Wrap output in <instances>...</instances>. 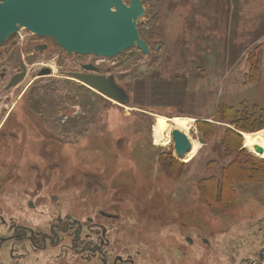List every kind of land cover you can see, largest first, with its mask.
Instances as JSON below:
<instances>
[{
    "label": "rangeland",
    "instance_id": "obj_1",
    "mask_svg": "<svg viewBox=\"0 0 264 264\" xmlns=\"http://www.w3.org/2000/svg\"><path fill=\"white\" fill-rule=\"evenodd\" d=\"M142 2L146 13L138 27L150 56L132 49L113 60L89 57L105 73L113 69L129 96L128 105L60 79L55 63L56 78L35 80L33 69L27 67L26 80L4 91L0 116L11 111V119L28 124L25 113L33 110L35 123L49 129L22 131V142L11 147L21 161V188L37 191L31 195L37 205L56 204L52 211L39 207L44 212L37 210V219L49 220L44 214H64L66 207L79 205L85 218L99 216L100 211L117 215V236L157 260L230 264L232 255L252 250L260 237L258 220L264 218V173L258 165L263 160L246 149L244 137L226 136L229 128L235 129L228 120L231 109L257 106L264 125V0L231 4L228 21L216 19V13L214 19H205L217 5ZM171 12H182L185 19ZM197 22L206 29L192 36ZM28 33L21 30L16 37L21 40ZM235 42L242 47H235ZM19 101L23 105H16ZM160 117L193 121L190 131L183 133L192 145L200 144L194 159L177 158L171 135L169 144H155ZM262 131L249 129L243 135ZM50 137L62 144L44 146ZM168 155L176 164L174 176L159 163ZM40 158L51 165L48 171H34V165L44 166ZM243 163H255L254 173L243 172ZM2 164L10 163L5 158ZM224 176L226 189L219 191L215 183ZM28 199L23 197V204ZM183 252L186 257L180 255Z\"/></svg>",
    "mask_w": 264,
    "mask_h": 264
},
{
    "label": "flooded vegetation",
    "instance_id": "obj_2",
    "mask_svg": "<svg viewBox=\"0 0 264 264\" xmlns=\"http://www.w3.org/2000/svg\"><path fill=\"white\" fill-rule=\"evenodd\" d=\"M17 34L19 36L20 32ZM28 34L21 37V40L13 35L0 45V84L6 81L4 86L0 85V105L5 100L4 91L18 88L26 80L29 73L27 67L33 69L35 80L56 78L52 67L55 63L60 69V79L76 82L85 88L88 87L70 75L111 77L119 86L112 68L105 73L90 56L68 54L55 40L42 38L31 32ZM22 73L24 78L16 86L10 87L13 79ZM21 98L23 97L20 96L19 99ZM9 100L10 98L7 101ZM78 103L82 102L78 100ZM3 110L6 111L4 108ZM12 114L10 111L0 116V160L6 158L10 163L8 167L0 165V264H172L170 261L153 258L146 250L125 237L119 238L115 224L119 219L117 215L100 211L99 216L85 218V209L72 205L66 207L64 214L53 211L44 214L50 217L49 220L37 219L35 214L39 207L46 206L37 205L32 199L31 195L36 190L23 191L21 188V161L16 159V151L11 152V147L22 142L18 141L22 131L49 132V129L45 123H35L37 114L33 110L25 113V117L30 119L28 124L22 123L21 118L11 119ZM45 140L46 147L52 146L53 142L62 144L53 141L51 137ZM40 160L44 166L34 165V171H48L51 165L47 159ZM23 197L29 198L24 204ZM50 205L45 211H52L50 207L56 204ZM258 230L260 237L256 238L252 250L246 254L232 255L230 264H264V218L258 220ZM180 255L186 257L187 254L183 252Z\"/></svg>",
    "mask_w": 264,
    "mask_h": 264
},
{
    "label": "water",
    "instance_id": "obj_3",
    "mask_svg": "<svg viewBox=\"0 0 264 264\" xmlns=\"http://www.w3.org/2000/svg\"><path fill=\"white\" fill-rule=\"evenodd\" d=\"M146 13L142 0H0V45L21 30L55 40L68 54L112 59L132 49L150 56L138 21ZM106 99L126 106L127 93L105 76L70 75ZM24 73L15 77L16 86ZM243 137V133H240ZM175 155L185 158L192 150L189 137L171 134ZM205 144L204 140H200ZM264 161V159H262Z\"/></svg>",
    "mask_w": 264,
    "mask_h": 264
},
{
    "label": "trees",
    "instance_id": "obj_4",
    "mask_svg": "<svg viewBox=\"0 0 264 264\" xmlns=\"http://www.w3.org/2000/svg\"><path fill=\"white\" fill-rule=\"evenodd\" d=\"M260 114L262 115V112H260ZM260 114H259V108L257 106L253 107L252 110L249 108H246L245 106L241 107V109H238V110L231 109L228 117L229 116H232V117L231 119L228 118V120L229 122H231L230 125L234 126L235 129L232 130L229 128L226 131V136L232 135L234 137L242 138L240 133H243V132L247 133L249 129L251 131H254V130L259 131V130L264 129V125L261 123ZM247 127H249V129H247ZM165 158L167 159V161ZM159 163H160V166L162 167L161 169L169 172V174H173V176L176 175V172L174 171V167H173V165L175 164V161L172 159L171 155L161 157L159 160ZM247 164L249 163H243V165H240L242 168V171L245 173H249V174L254 173L257 165L255 163L249 164V165ZM258 165H261V167L258 166L259 170L260 169L263 170L260 172L264 173V161L260 162ZM226 183H227V178L226 176H224L217 183H215V186H218L219 191H225ZM210 186L214 187V183H211Z\"/></svg>",
    "mask_w": 264,
    "mask_h": 264
},
{
    "label": "bare ground",
    "instance_id": "obj_5",
    "mask_svg": "<svg viewBox=\"0 0 264 264\" xmlns=\"http://www.w3.org/2000/svg\"><path fill=\"white\" fill-rule=\"evenodd\" d=\"M192 124L193 121L188 119H174L172 121L169 120L168 122L167 118H158L157 124L154 128L155 144L158 146L169 144L170 135L174 131H172V127L187 133L190 131ZM243 137L246 149L251 151L255 156L264 159V131L256 134H244ZM199 150L200 144L194 143L191 152L185 157V161L189 162L194 159L199 153Z\"/></svg>",
    "mask_w": 264,
    "mask_h": 264
},
{
    "label": "crops",
    "instance_id": "obj_6",
    "mask_svg": "<svg viewBox=\"0 0 264 264\" xmlns=\"http://www.w3.org/2000/svg\"><path fill=\"white\" fill-rule=\"evenodd\" d=\"M253 2H261V0H252ZM251 0H169L170 3L172 4H209V5H217L216 8H214V10H216L215 12H207L206 15L204 16L205 19L207 18H211L214 19L213 17L215 16L214 14L216 13V19H219L220 17L221 18H224V20H229V13H230V5L231 4H237V5H240V4H246V3H252ZM172 13V16H175L174 18H178V19H185V15L184 13L182 12H171ZM193 18L191 19H194V21H197V17L194 18L196 15H192ZM207 17V18H206ZM201 21V20H199ZM203 23H196L194 25V27L196 28H191V31L192 32V36L194 35V32L196 33V35H199L201 34V32L203 30H205L206 28L204 27L203 28ZM226 25L227 23L225 24V29H226ZM224 36V35H223ZM239 37H240V34H239ZM235 47L237 48H241L242 45L238 42H235ZM207 50V49H206ZM225 58L228 59V57L225 55L224 56ZM172 72V71H171ZM173 73V72H172ZM175 119H187V118H175ZM190 120V119H188Z\"/></svg>",
    "mask_w": 264,
    "mask_h": 264
}]
</instances>
